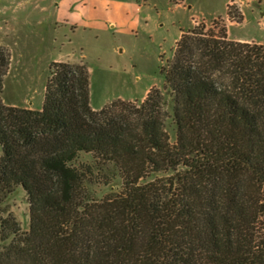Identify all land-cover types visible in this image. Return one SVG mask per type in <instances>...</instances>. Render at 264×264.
<instances>
[{"label": "trees", "instance_id": "obj_1", "mask_svg": "<svg viewBox=\"0 0 264 264\" xmlns=\"http://www.w3.org/2000/svg\"><path fill=\"white\" fill-rule=\"evenodd\" d=\"M215 23L183 31L162 67L174 142L157 86L95 109L83 61H51L41 109L4 103L0 46V202L17 185L29 202L25 232L0 215V264H264V43ZM81 151L94 163L72 164ZM107 163L122 186L97 197L86 182Z\"/></svg>", "mask_w": 264, "mask_h": 264}, {"label": "rangeland", "instance_id": "obj_2", "mask_svg": "<svg viewBox=\"0 0 264 264\" xmlns=\"http://www.w3.org/2000/svg\"><path fill=\"white\" fill-rule=\"evenodd\" d=\"M105 1L104 6L95 7L89 0H57V15L45 12L38 18L15 13L9 0H0V46L10 54L3 76V102L41 109L51 61H83L89 68L90 104L95 109L117 98L140 103L149 88L157 86L170 113L165 126L174 142L173 95L162 67L167 66L181 33L200 22L206 29L217 30V22L225 25L230 39L264 43V0ZM228 3L236 15L240 12V21L227 15ZM82 162L94 163L92 154L81 151L72 164ZM93 171L95 175L86 183L97 197L121 189L122 178L111 163L95 165ZM175 171L152 173L141 182ZM9 213L18 219L22 231L29 229V202L21 185L0 202V215ZM12 238H0V248Z\"/></svg>", "mask_w": 264, "mask_h": 264}, {"label": "crops", "instance_id": "obj_3", "mask_svg": "<svg viewBox=\"0 0 264 264\" xmlns=\"http://www.w3.org/2000/svg\"><path fill=\"white\" fill-rule=\"evenodd\" d=\"M12 4V9L15 13L32 15L34 17H41L45 15V12L51 14L50 17L57 15L59 13L57 8V0H9ZM90 4L93 6L101 7L106 4L105 0H89ZM19 4L20 7H15Z\"/></svg>", "mask_w": 264, "mask_h": 264}]
</instances>
